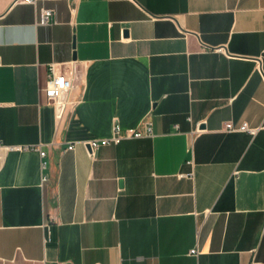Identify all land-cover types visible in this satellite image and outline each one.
Listing matches in <instances>:
<instances>
[{"label":"crops","instance_id":"obj_1","mask_svg":"<svg viewBox=\"0 0 264 264\" xmlns=\"http://www.w3.org/2000/svg\"><path fill=\"white\" fill-rule=\"evenodd\" d=\"M0 264H264V0H0Z\"/></svg>","mask_w":264,"mask_h":264},{"label":"built area","instance_id":"obj_2","mask_svg":"<svg viewBox=\"0 0 264 264\" xmlns=\"http://www.w3.org/2000/svg\"><path fill=\"white\" fill-rule=\"evenodd\" d=\"M25 2L33 3L35 0H23ZM51 9H41L38 14V23L48 24L50 19H52ZM75 66L62 62H51L48 65V80L46 85V96L48 102L53 105L55 109V116L57 119H61L65 111L70 105L73 104V100H69L68 94L70 90L75 86ZM150 118H144L141 123L135 128H122L119 123H114L112 133L110 136L94 138L83 143L89 147L90 155L93 154L94 149L102 145H107L110 143L117 144L124 138H135L143 136H152L153 128ZM203 129L196 128V132H201ZM225 131H250L254 132L255 128H251L246 122H242L238 125H234L231 121H227L224 125ZM27 148V146H24ZM68 148H72L69 145ZM40 155L44 156L45 152L43 150L39 151ZM187 163H192V161H187ZM41 165H44L42 163ZM196 248L190 249V253H195Z\"/></svg>","mask_w":264,"mask_h":264},{"label":"water","instance_id":"obj_3","mask_svg":"<svg viewBox=\"0 0 264 264\" xmlns=\"http://www.w3.org/2000/svg\"><path fill=\"white\" fill-rule=\"evenodd\" d=\"M73 57L75 58L76 56L73 55Z\"/></svg>","mask_w":264,"mask_h":264}]
</instances>
